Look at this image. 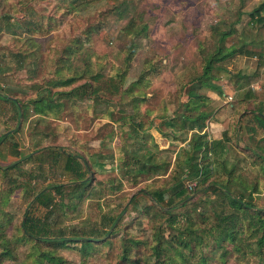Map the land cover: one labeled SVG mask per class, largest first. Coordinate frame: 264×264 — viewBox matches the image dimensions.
<instances>
[{"label": "rangeland", "instance_id": "1", "mask_svg": "<svg viewBox=\"0 0 264 264\" xmlns=\"http://www.w3.org/2000/svg\"><path fill=\"white\" fill-rule=\"evenodd\" d=\"M263 15L264 0H0V225L15 252L1 263L33 264L31 244L40 236L15 239L25 216L44 219L32 197L49 189L50 211L63 216L46 231L59 245L46 251L62 264H120L124 256L153 264L156 242L171 246L166 264H264L249 218L256 211L264 219V124L253 118L259 111L264 119V66L257 83L240 77L264 58V26L254 23ZM139 23L145 33L127 35ZM218 49H233L208 63L219 91L193 84L189 78ZM142 75L145 84L132 87ZM128 88L133 94L123 96ZM186 88L201 95L193 110L184 109ZM197 111L206 116L195 132L205 145L216 143L197 159L210 170L206 182L184 167L176 176L184 208L156 206L143 192L168 190L190 147L179 119ZM64 156L86 169L87 191L97 199L77 201L68 192L75 178L62 167ZM146 156L145 172L133 177L128 171ZM214 181H227V191L250 207L239 212L224 198L215 205ZM229 213L242 221L220 225L217 217ZM228 232L234 240L221 242Z\"/></svg>", "mask_w": 264, "mask_h": 264}, {"label": "trees", "instance_id": "2", "mask_svg": "<svg viewBox=\"0 0 264 264\" xmlns=\"http://www.w3.org/2000/svg\"><path fill=\"white\" fill-rule=\"evenodd\" d=\"M255 24L258 25H262L264 26V15L259 17L255 22ZM133 27V28H132ZM125 32L127 33V35L132 36V38L136 39L145 33V26L143 24H138L136 28H134V26H128L127 29H124ZM226 33H222L220 34V43L223 42L224 40V35ZM219 48H223L219 45ZM132 50V51H131ZM130 52H133V48H131ZM233 50V49H232ZM232 50H226L224 52V54H221V52L223 53V51H221L220 49H218L216 51V53L214 55H212L210 58V60L203 64L204 66H202L201 69V74L199 76H191L189 78V80L191 82H194L193 84H198V86L200 85L201 87L204 86V88H209V89H216L219 91L218 87H215L214 85H212L210 83L211 77L208 76V69H209V64L211 61L213 60H223L224 56H228L231 55ZM264 66V58H259L257 61V64H255L253 71L249 74H241L242 79H245L246 84L247 85H251L254 83H257L260 79L259 74H260V70L263 68ZM143 75L140 76V78L137 80V82L135 84L132 85V87H137L140 84H145L142 83L141 81H139L140 79H142ZM239 77V75L237 76ZM96 78V77H95ZM76 78L71 77L68 79H65L63 81H61L64 85L70 84L69 81H74ZM116 85H111L108 86L106 88V90L108 92H110L112 89L115 90ZM78 88H80V85L78 86ZM78 88H72L71 91H73V89H78ZM66 94V93H64ZM123 96L126 95H132L133 94V90L131 88H128L127 90L124 91ZM201 95L199 93H196L195 90H193L192 88H186V101H185V105H184V109L185 110H193L196 107V101H200ZM4 101H6L4 99ZM9 102V100H8ZM13 103V102H10ZM258 114V115H257ZM257 114L253 115V118L257 121H260L264 124V119H261L262 115L261 113L258 111ZM205 114L202 111H197L195 112L193 115H189V114H183L182 117H180L179 122H181V126L182 128H185V133L189 132V138H188V146L189 149L184 151L185 153V158L183 159V161H181L178 166L177 169L179 170L178 173L173 172V178H175L176 176H179V174L184 170V167L188 168L189 174L188 176L191 177H200L199 181H203L206 182L207 179V175L209 174L210 170L207 169V166H203L200 165L197 162V159L202 161L203 158L205 157L204 154L207 153H211L213 151L214 146L216 145V143H212L210 142L209 144L205 145L206 141L203 139V137H201L200 134H198L197 132H195V128L197 127L198 130L199 128L203 127V119L205 118ZM261 116V117H260ZM264 117V115H263ZM171 127L174 126V124L170 125ZM2 138H0L1 140ZM27 157V155H26ZM130 157V156H129ZM259 161H261V163H264V155H260L258 156ZM149 161V159H147V156L143 158V160L141 161H136L135 165H137L139 168L133 172L132 170H129V173H133V177L134 174H139L141 175L142 173H144L145 168L147 167V162ZM199 161V162H200ZM62 167L67 170L70 171L75 180H73V184L71 185V187L69 188L68 192H76L75 195V199L77 201L83 199V197L88 198L90 200H95L98 197V193H96L95 191H90V189L87 191V187L88 186V182H84L85 180H83V174H87L88 172L86 171V169H82V167L79 165V163L77 162V159L72 157V156H64V160L62 163ZM126 163L122 164V166H124ZM127 172V173H128ZM228 175H232V173L230 171H228ZM180 177V176H179ZM176 177L174 179V181L172 182V184L170 186H168V190H154V191H150V192H143L145 195L148 196V198L151 200V202L156 205V206H165V207H173L175 205H177L179 208H184L185 202L184 200L186 199V193H185V187H183V183H179L177 182V178ZM226 183V184H225ZM227 181H225L224 183H218L216 181L214 182H209V184H211V187L215 188V192L219 193V196L214 199L212 202L215 205L220 206L223 203V198L227 200L228 204L230 206H232L235 210H238L239 212L242 211V209L247 210L250 205L248 203H244L240 198L242 197L241 194H238L237 197L233 196L232 194H230L227 190ZM220 187V188H219ZM60 188V190L58 189ZM61 186L57 185L55 187H53V191L55 192V195H57L58 197L62 194L61 191ZM208 188V187H207ZM206 188V189H207ZM204 189V190H206ZM166 192H171L170 195H166ZM49 189L43 190V191H38L36 192V194L34 195V197H32V200L34 202L35 205L45 209V217L43 220H39L36 219L34 221V218L25 216L24 220H23V229L18 230L19 232V237H17L15 239V242L18 240L21 241L22 239H27L26 241H30L33 239H31L30 236L33 237H38L39 240H34L33 243L31 244L33 246V248H37L38 251H35V257L32 256V260L31 262H33V264H62V261L60 260V258L58 256H55L51 250H49L52 247L57 248V246L59 245H53V240L55 239H49L46 237V231L49 229L50 226H55V228H58V226L61 224L62 222V216L60 214H56L54 213V211H50L49 207L52 205L51 202V197L49 196ZM70 195V194H69ZM73 195V194H72ZM245 196V195H244ZM247 196V195H246ZM245 196V197H246ZM70 197V196H69ZM133 198H131L129 200V204L131 203ZM247 199H249L247 197ZM184 202V203H183ZM150 203L149 205H151L152 207H154V205ZM59 205V202H58ZM54 206V205H52ZM148 207L146 206L144 208V211H147ZM55 211H60L59 207L57 208V210ZM58 213V212H57ZM221 213V212H220ZM60 215V216H59ZM259 215H261V213L259 212H254V214L252 216H250V220L253 221V223L249 222L251 224V227H253V231L251 234H257L258 233V237L255 238L254 242L256 244V248L257 250H260V248L264 245V219H262ZM218 218V222L220 225H225V224H233L235 225L236 223H240L242 221L243 216H241V218H237L234 214L229 213V215H219ZM108 221L110 222V225H112L113 220H111V218H107ZM168 225L172 226L174 225V218L169 217L168 220ZM38 223V224H37ZM109 225V226H110ZM192 225V224H191ZM191 225L189 227H191ZM5 229L3 228L2 225H0V264H2L1 262H3L4 260L7 259H11L13 258V260L15 259V252H14V245L13 243L10 242L9 237L5 234ZM232 232H228L225 234V236H223V238L221 239L222 241H232L234 240L233 234H231ZM56 243V242H55ZM177 246H181L182 248L185 249V247H187L188 243L185 242H181L180 240H177ZM37 244H42L40 245V247L37 246ZM84 244H88V241L84 242ZM155 246L152 247V250H154L155 252V261L153 264H166L167 259L162 255V254H167L171 248L170 244H168L169 246H161L158 245V243L156 242V244H154ZM165 245V244H164ZM50 247L47 251L46 249ZM54 250V249H52ZM176 248H173V251L176 252ZM159 253L160 256H163V258H159ZM16 260L18 261L17 264H28L24 261V259H19L16 258ZM168 264H175L174 259L170 258ZM120 264H131V262L126 261L125 256L120 260Z\"/></svg>", "mask_w": 264, "mask_h": 264}, {"label": "water", "instance_id": "3", "mask_svg": "<svg viewBox=\"0 0 264 264\" xmlns=\"http://www.w3.org/2000/svg\"><path fill=\"white\" fill-rule=\"evenodd\" d=\"M258 115V114H257ZM261 117V116H260Z\"/></svg>", "mask_w": 264, "mask_h": 264}]
</instances>
